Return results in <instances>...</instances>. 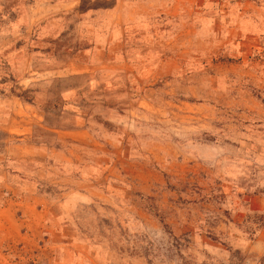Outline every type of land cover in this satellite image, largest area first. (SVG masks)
Listing matches in <instances>:
<instances>
[{
	"label": "rangeland",
	"instance_id": "rangeland-1",
	"mask_svg": "<svg viewBox=\"0 0 264 264\" xmlns=\"http://www.w3.org/2000/svg\"><path fill=\"white\" fill-rule=\"evenodd\" d=\"M0 264H264V0H0Z\"/></svg>",
	"mask_w": 264,
	"mask_h": 264
}]
</instances>
